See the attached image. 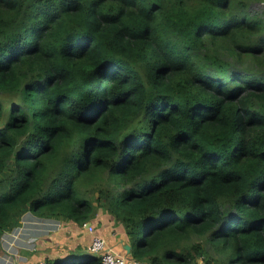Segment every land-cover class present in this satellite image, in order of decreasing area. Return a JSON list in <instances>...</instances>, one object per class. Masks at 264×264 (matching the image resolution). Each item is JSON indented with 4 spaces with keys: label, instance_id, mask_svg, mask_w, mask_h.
Here are the masks:
<instances>
[{
    "label": "trees",
    "instance_id": "obj_1",
    "mask_svg": "<svg viewBox=\"0 0 264 264\" xmlns=\"http://www.w3.org/2000/svg\"><path fill=\"white\" fill-rule=\"evenodd\" d=\"M25 212L264 264V0H0V237Z\"/></svg>",
    "mask_w": 264,
    "mask_h": 264
},
{
    "label": "rangeland",
    "instance_id": "obj_2",
    "mask_svg": "<svg viewBox=\"0 0 264 264\" xmlns=\"http://www.w3.org/2000/svg\"><path fill=\"white\" fill-rule=\"evenodd\" d=\"M252 9H262V3L253 4ZM96 217L93 220L94 224L88 222L79 227L70 221L39 219L25 212L19 218L15 228L8 232L16 243L9 244L11 247L6 246L4 251L7 257L5 263L2 264H8L9 261L12 264H48V259L56 257L93 253L90 249L94 235L105 240L106 249L127 258L129 253L123 248V245L127 243L120 242L118 251L115 249L116 246L112 245L121 234L125 235L124 225L117 223L104 212L98 213ZM91 226L94 229L93 234L89 230ZM189 242L202 246V253L191 264H207L205 261L209 257L214 264H224V256L218 253L213 246L208 247L203 238L193 236ZM129 264H135V262H129Z\"/></svg>",
    "mask_w": 264,
    "mask_h": 264
},
{
    "label": "built area",
    "instance_id": "obj_3",
    "mask_svg": "<svg viewBox=\"0 0 264 264\" xmlns=\"http://www.w3.org/2000/svg\"><path fill=\"white\" fill-rule=\"evenodd\" d=\"M91 234H93V227H89ZM100 260L101 264H129L126 257L106 249L105 240L102 238L93 236L91 249H90ZM139 262H135L137 264Z\"/></svg>",
    "mask_w": 264,
    "mask_h": 264
},
{
    "label": "crops",
    "instance_id": "obj_4",
    "mask_svg": "<svg viewBox=\"0 0 264 264\" xmlns=\"http://www.w3.org/2000/svg\"><path fill=\"white\" fill-rule=\"evenodd\" d=\"M122 241H123V243H127L128 244V241H126V239H125L123 234H121L120 237L118 238V240L112 244V245L116 246V248H115V249H117L116 251L120 250V249H118V244L120 242H122ZM12 242H15V241H14L13 238H11V236H10V234L8 232H6L3 235H1V237H0V264L5 263L7 255L5 254L4 250L6 249V246L7 247H11L9 244L12 245ZM8 264H12V262L9 261Z\"/></svg>",
    "mask_w": 264,
    "mask_h": 264
},
{
    "label": "water",
    "instance_id": "obj_5",
    "mask_svg": "<svg viewBox=\"0 0 264 264\" xmlns=\"http://www.w3.org/2000/svg\"><path fill=\"white\" fill-rule=\"evenodd\" d=\"M123 248H124V250H126L127 253L130 252V245L129 244L123 245Z\"/></svg>",
    "mask_w": 264,
    "mask_h": 264
}]
</instances>
